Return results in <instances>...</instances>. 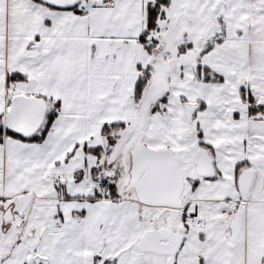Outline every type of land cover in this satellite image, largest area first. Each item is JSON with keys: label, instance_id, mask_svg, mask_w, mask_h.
<instances>
[{"label": "snow or ice", "instance_id": "obj_1", "mask_svg": "<svg viewBox=\"0 0 264 264\" xmlns=\"http://www.w3.org/2000/svg\"><path fill=\"white\" fill-rule=\"evenodd\" d=\"M0 264H264V0H0Z\"/></svg>", "mask_w": 264, "mask_h": 264}]
</instances>
